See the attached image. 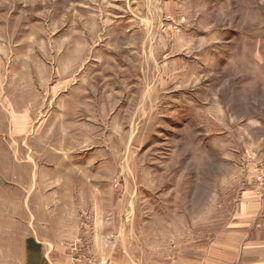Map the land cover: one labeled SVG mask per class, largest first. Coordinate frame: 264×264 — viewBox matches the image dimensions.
I'll list each match as a JSON object with an SVG mask.
<instances>
[{
  "label": "rangeland",
  "instance_id": "374dc122",
  "mask_svg": "<svg viewBox=\"0 0 264 264\" xmlns=\"http://www.w3.org/2000/svg\"><path fill=\"white\" fill-rule=\"evenodd\" d=\"M263 217L264 0H0V264H221Z\"/></svg>",
  "mask_w": 264,
  "mask_h": 264
},
{
  "label": "crops",
  "instance_id": "0c3cea01",
  "mask_svg": "<svg viewBox=\"0 0 264 264\" xmlns=\"http://www.w3.org/2000/svg\"><path fill=\"white\" fill-rule=\"evenodd\" d=\"M227 242L228 243H226L224 250L225 251L224 262L221 264H264V230L262 229L258 230L257 228L254 230V228H252V230H248V231H244V230L232 231L229 238H227ZM114 254L115 252L114 253L113 251L110 252V255L112 256L113 259H115V257H113ZM107 259L108 261H110L109 258H106V260ZM122 262L124 261L122 260ZM118 264H121L120 261ZM134 264H140V263H134ZM145 264H150V263L145 262ZM158 264H188V263H186L184 258L182 257L180 259L177 258L175 261H172L171 263L161 262Z\"/></svg>",
  "mask_w": 264,
  "mask_h": 264
},
{
  "label": "built area",
  "instance_id": "2783aa9c",
  "mask_svg": "<svg viewBox=\"0 0 264 264\" xmlns=\"http://www.w3.org/2000/svg\"><path fill=\"white\" fill-rule=\"evenodd\" d=\"M71 264H111L110 261L102 259L91 253L84 244V239L79 237L71 245Z\"/></svg>",
  "mask_w": 264,
  "mask_h": 264
}]
</instances>
